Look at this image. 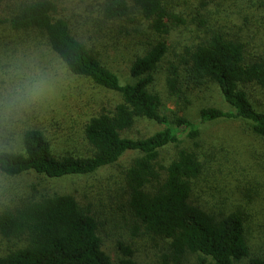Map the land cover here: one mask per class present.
Masks as SVG:
<instances>
[{"label":"trees","instance_id":"1","mask_svg":"<svg viewBox=\"0 0 264 264\" xmlns=\"http://www.w3.org/2000/svg\"><path fill=\"white\" fill-rule=\"evenodd\" d=\"M234 1L242 10L241 1L246 0ZM259 2L264 5V0ZM224 3L216 4L221 8ZM209 5V0H199L188 20L175 0H100L98 22L79 31L60 17L57 0L12 2L4 21L10 30L44 42L70 73L115 92L120 102L83 127L88 155L56 156L44 133L30 129L23 135V152L0 151V173L54 181L116 169L121 193L112 210L131 239H148L162 252L158 264H264V251L250 243L247 191L243 204L232 202V188L208 186L219 200H201L202 177L210 184L213 172L200 128L178 115L185 113L193 96L214 88L227 109H200V124L240 121L264 140V110L255 106L248 89L264 92V55L251 49L240 29L235 33L228 28L236 9L224 7L215 15L208 12ZM188 24L194 26L193 42L174 51L169 35ZM113 31L139 48L128 67L130 82L121 83L99 51L112 50L101 40L111 38ZM160 68L167 95L179 110L172 120L161 114L160 96L152 88ZM139 119L165 128L146 138L127 137ZM185 127L188 146L181 145ZM169 148L175 154L167 160L163 153ZM130 154L134 156L123 163ZM30 189L26 197L0 209V238L6 243L0 264H143L136 260L133 243L124 241L117 242L118 256L111 259L91 205L68 193L33 185Z\"/></svg>","mask_w":264,"mask_h":264},{"label":"rangeland","instance_id":"2","mask_svg":"<svg viewBox=\"0 0 264 264\" xmlns=\"http://www.w3.org/2000/svg\"><path fill=\"white\" fill-rule=\"evenodd\" d=\"M15 0H0V93L6 84L17 81L23 82L30 76L43 75L47 86L39 97L27 107L5 117L0 109V151L23 152L22 139L27 130L38 129L44 133L51 144L52 152L56 156L83 155L90 152V147L83 136V127L88 120L101 111L114 109L120 102L118 94L94 85L84 77L73 75L60 59L41 41L32 35L15 32L4 22L8 18V10ZM60 17L67 19L80 31L92 29L99 20L100 0H57ZM199 0H175L178 10L189 20L193 9ZM218 0H209L208 12L219 14L224 7L236 9L233 18L227 22L228 28L237 32L250 44L251 49L264 55V5L260 0L241 1L242 10H238V2L225 0L223 7L217 6ZM91 17V20L88 19ZM223 23V22H221ZM111 24V23H109ZM111 26V25H109ZM112 29V28H111ZM110 29V30H111ZM194 26L174 30L168 42L174 51L180 52L187 45H191L193 38L190 32ZM195 32V31H194ZM112 37L104 41L112 45L111 51L99 48L105 58L107 66L114 70L121 83L130 82L128 67L133 56L139 51L134 43L123 37ZM85 41V40H83ZM109 41V42H108ZM101 44V43H99ZM98 44V45H99ZM176 49V50H175ZM161 99V114L172 120L175 111H179L174 101L167 95L164 74L161 68L155 74L152 86ZM252 92L255 106L264 110V92L256 87H248ZM193 96L191 105L178 113L187 117L200 128L201 145L207 154V161L213 175L210 184L205 177L201 181V200L214 202V190L208 191V186H226L235 192L231 195L232 202L247 203L243 191L251 197L248 209L252 217L249 227L251 245L254 250L264 251V140L253 135L248 127L240 121H218L201 125L198 118L199 110L214 106L227 109L218 91L214 88ZM165 126L145 119L136 121L134 127L126 136L132 139L146 138L154 132L161 131ZM186 132L181 134L183 146H188ZM203 152V153H204ZM175 154L173 148L164 151L165 159H171ZM133 154L127 155L123 163ZM217 171L216 178L214 173ZM221 173V175H220ZM116 169H103L92 176L45 180L35 174L20 177H7L0 173V209L11 205L18 199L30 194L31 186L47 188L59 193L73 195L81 204L91 205L93 212L99 218L101 226L99 236L103 249L115 260L118 256L117 242L133 243L137 262L143 264H158L161 251L148 239H131L122 231L119 216L113 212L112 202L121 193ZM213 189V188H212ZM243 189V190H242ZM211 197H213L211 199ZM6 243L0 238V249ZM191 263V262H190ZM239 264H248L242 261Z\"/></svg>","mask_w":264,"mask_h":264},{"label":"clouds","instance_id":"3","mask_svg":"<svg viewBox=\"0 0 264 264\" xmlns=\"http://www.w3.org/2000/svg\"><path fill=\"white\" fill-rule=\"evenodd\" d=\"M46 86L47 82L41 74L30 76L22 83L17 81L6 84L2 93H0V109L3 110L7 118L8 115L27 107L35 101Z\"/></svg>","mask_w":264,"mask_h":264}]
</instances>
